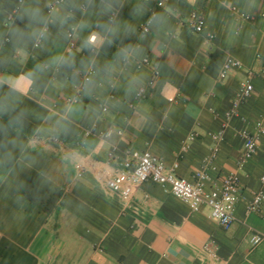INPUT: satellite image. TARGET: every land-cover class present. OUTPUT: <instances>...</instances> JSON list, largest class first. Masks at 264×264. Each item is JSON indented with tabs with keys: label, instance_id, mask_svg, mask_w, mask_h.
I'll return each mask as SVG.
<instances>
[{
	"label": "crops",
	"instance_id": "1",
	"mask_svg": "<svg viewBox=\"0 0 264 264\" xmlns=\"http://www.w3.org/2000/svg\"><path fill=\"white\" fill-rule=\"evenodd\" d=\"M48 1L23 0L9 19L17 0H0V78L35 70L30 88L22 76L15 87L0 79V264H264V238L249 243L253 232L264 234V215L246 212L252 192L264 190V133L256 131L258 121L264 127V0H66L51 11ZM232 8L257 19L241 22ZM192 10L213 40L187 28ZM93 34L103 43L88 44ZM58 54L71 59L44 67ZM228 55L243 68L221 79ZM89 68L95 76L86 84ZM249 69L253 94L226 120ZM70 96L80 111L65 120ZM57 121L66 130L50 131ZM223 123V138L213 140L209 132ZM94 125L113 132L85 136ZM243 128L258 147L244 162ZM127 149L149 150L166 166L177 162L176 173L191 183L206 172L208 187L236 173L241 196L230 228L154 180L135 187L126 205L105 178Z\"/></svg>",
	"mask_w": 264,
	"mask_h": 264
},
{
	"label": "built area",
	"instance_id": "2",
	"mask_svg": "<svg viewBox=\"0 0 264 264\" xmlns=\"http://www.w3.org/2000/svg\"><path fill=\"white\" fill-rule=\"evenodd\" d=\"M23 0H17L16 5L11 9L8 15L9 19H13L15 14L19 11V5ZM66 0H49L47 8L49 11L55 9V7L62 5ZM81 8H86L85 4H81ZM233 14L241 22H252L257 19L258 14L245 13L237 8H232ZM115 16V12H112L111 17ZM260 16H264V13H260ZM186 26L189 30L196 33H203L205 40L211 41L215 38V34L206 29L205 20L199 11L192 10L188 17L186 18ZM45 30L43 29L37 36L34 47H38L45 35ZM143 32H149L148 23L141 27ZM74 29H69L67 31V36L69 39V47L73 48L75 46L74 41ZM143 63L148 62V58H143ZM243 64L240 60L233 56H226L224 58L219 77L224 79L228 74L237 69H242ZM94 71L93 68H89L83 73L82 79L85 82V77L88 76L89 71ZM259 74L264 81V66L259 69ZM254 76V71L247 70V78L240 83L237 92L235 93L229 109L224 113L225 119L228 120L232 117L238 115V108L241 103L247 100L254 91V85L252 83L251 77ZM153 80H149L148 84L141 85L136 90V98L142 97L146 92V87L148 85H153ZM83 89V84L79 85V90ZM78 101L77 96L67 97L65 102L71 104L73 100ZM130 106L132 104L130 103ZM101 110L105 112L107 106H101ZM226 123H223L221 128L209 132L211 138L215 141H219L223 138ZM257 132L264 133V127L261 122L256 124ZM113 129L108 128L105 130L98 129L95 125L91 128L84 129V135L89 136L91 134H97L99 138H106L111 135ZM119 134L122 133L121 130H117ZM241 138L243 140V152L241 161L244 162L249 160L257 153V144L255 143L254 134L248 129L243 128L241 130ZM196 136V133H191L187 140H192ZM54 141L58 138L54 137ZM78 143V141H77ZM114 152H110V159H114ZM212 156V155H211ZM178 166L177 162H173L172 165L166 166L162 163L159 158L151 153L149 150H125V156L120 161V166L114 175L105 178V182L108 188L116 191L120 194L123 202L128 205L130 199L134 193V188L140 186L142 183L148 180H154L161 186L165 187L166 190L170 191L176 197L180 198L182 201L188 203L193 210L197 211L201 206H207L210 208V213L213 218H215L220 226L224 229L230 228L235 219V208L236 204L240 199V180L239 176L234 172H227L221 178L219 184L213 183L208 187L205 183L209 180V176L206 172L200 171L195 174L196 182L191 183L185 177L180 176L176 173V168ZM78 174H82L85 171V167L77 163L75 165ZM100 178V177H99ZM259 181L264 185V174L259 178ZM246 212H254L264 215V190L259 189L252 192L250 200L246 205ZM264 238V234L261 232H253L249 237L250 245H258ZM208 248V246H207Z\"/></svg>",
	"mask_w": 264,
	"mask_h": 264
},
{
	"label": "clouds",
	"instance_id": "3",
	"mask_svg": "<svg viewBox=\"0 0 264 264\" xmlns=\"http://www.w3.org/2000/svg\"><path fill=\"white\" fill-rule=\"evenodd\" d=\"M103 43V39L102 38H97L96 34H93L89 37L88 39V44H91L93 46H99L100 44ZM71 58L69 57H65L63 54H58L56 56H54L51 61L48 62V64H46L44 67H49V66H55V67H59L60 64L68 62ZM34 72L35 70L29 71L27 73H20L18 74V76L16 78H12L9 76H4L0 79H2V82L9 84L11 87H15L16 84V79H19V77H24V79L27 82L28 87L30 88L32 83L34 82L33 80V76H34ZM95 76V73L92 72L91 70L89 71L88 76L85 77V83L87 84L88 82H91L93 80ZM77 90L79 91V86H77ZM85 91H91V89L86 88ZM80 111V105L79 102L77 100H73V102L71 104H69L62 116V119H68L70 115H75ZM50 131L52 132H59L61 130H66V128H63L60 126V122L57 121V124L55 126H52L50 129ZM102 145L104 144L103 141L100 142ZM66 159H71V157H65Z\"/></svg>",
	"mask_w": 264,
	"mask_h": 264
}]
</instances>
